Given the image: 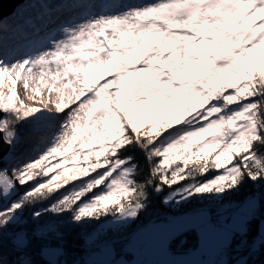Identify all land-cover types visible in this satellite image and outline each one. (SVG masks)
<instances>
[{
  "label": "snow or ice",
  "instance_id": "snow-or-ice-1",
  "mask_svg": "<svg viewBox=\"0 0 264 264\" xmlns=\"http://www.w3.org/2000/svg\"><path fill=\"white\" fill-rule=\"evenodd\" d=\"M41 4L37 18L46 31L29 21L35 31L23 37L33 53L0 46V264H9L6 230L11 264H60L66 250L47 240L55 233L62 241L55 226L21 224L40 201H50L46 212L70 213L74 223L118 229L147 208L150 190L172 189L164 203L179 205L264 181V0H154L119 11L125 0ZM39 112L64 118L59 135L21 162L17 125ZM185 123L190 130L161 142ZM130 148L147 155L143 181ZM77 181L83 187L60 194ZM261 199L253 193L241 208V235ZM207 218L202 210L183 223L195 227ZM105 237H89L101 253L89 264H121ZM261 245L264 234L252 249Z\"/></svg>",
  "mask_w": 264,
  "mask_h": 264
},
{
  "label": "trees",
  "instance_id": "trees-1",
  "mask_svg": "<svg viewBox=\"0 0 264 264\" xmlns=\"http://www.w3.org/2000/svg\"><path fill=\"white\" fill-rule=\"evenodd\" d=\"M41 7V0H22L15 7V11L13 10L12 14L4 16L0 20V46L14 49V54H24L31 48H35V46L31 47V44L23 37L32 38L35 31L30 26L29 21L34 23L36 28L42 30L41 35L46 31L43 28L42 22L37 18ZM73 7L84 10L90 8L88 5H74ZM85 14H87L86 11L81 13V15ZM75 16V14H72V18ZM238 106L234 105L232 107L234 109ZM56 125V116H52L47 112L36 113L17 125V132L20 138L18 153L23 157L21 162L37 158L48 148L54 146L55 138L59 135L60 130L59 126L57 125L56 127ZM188 130H190V125L187 123L182 124L162 137L161 142L168 143ZM127 154L133 157L132 163L138 167L137 178L143 181L148 174L146 153L139 148H130ZM52 162L55 163L56 161L53 160ZM56 171H59V169ZM49 175H52V173ZM200 179L203 180L205 178L201 177ZM71 183L73 182H70V185L66 189H60V194L68 195L77 188L83 187L81 181H77L75 184ZM24 191L25 189L23 188L18 189V195H22ZM171 192L172 189H165L161 193L150 190L147 208L134 220H128L118 229H114V227L107 228L103 231L106 233L105 238L114 241L115 244L123 245L125 242H128L133 232L143 225L151 223L168 224L181 216L202 210H207L211 221L219 222L221 217L226 213L233 211L253 193H258L262 197L261 203L255 215L247 221L246 235H241L239 232L233 230L228 243L223 248V255L230 264L236 263L239 258H244L243 264H264V245L259 246L255 250L252 249L253 241L258 238L259 221L264 219V181L257 183L247 180L239 185L238 190L233 189L223 194L210 193L192 196L185 201H181L179 205L174 200L170 201L169 204L164 203L165 197L170 195ZM55 198L52 197L50 200L54 202ZM49 202V200H44L30 206L28 210L24 211L21 224H25L28 228H32L33 225H37V227L45 225L55 226L58 232L62 234V241L57 239L55 233H50L47 240L53 246L62 244L66 250L65 255L61 257L65 264H89L86 262L87 257L98 247V245L93 244L89 237L100 233L99 231L105 223L102 221L74 223L71 220L70 213L57 215L46 212L45 209L49 206ZM0 210H3V205H0ZM33 211H40L42 216L38 219L33 218L31 216ZM109 229L114 230L109 231ZM9 234V230H6L4 236V256L7 258L9 264H11L15 258V254L11 251L8 242ZM198 244L199 236L197 228H192L183 235L172 238L169 240L168 245H165H167L168 254H183L198 250ZM38 246L39 244L36 245V247ZM126 254L129 255L128 252Z\"/></svg>",
  "mask_w": 264,
  "mask_h": 264
},
{
  "label": "rangeland",
  "instance_id": "rangeland-1",
  "mask_svg": "<svg viewBox=\"0 0 264 264\" xmlns=\"http://www.w3.org/2000/svg\"><path fill=\"white\" fill-rule=\"evenodd\" d=\"M21 2H19L18 4H20ZM143 2H154V0H139V1L125 0V5L119 6L115 10L117 11L122 10L124 6L139 7ZM18 4L14 6L11 5L8 8H6L7 12L5 15H3V17L10 13L12 14L15 11L14 9L15 7L18 6ZM77 18H78L77 16L73 17V19H77ZM34 49L35 48H31L26 53L19 55L22 56L31 55ZM21 93H22V89H21ZM56 118H57V125L60 128L61 124L64 121V118L61 116H56ZM246 200L240 203L233 211H231L230 213H226L223 217H221L219 222L211 221L208 218V220L205 223L196 227L199 236V244L197 249L202 258L203 264H230L227 262L226 257L223 255V248L228 243L232 231L233 230L237 231V227L241 216V208L243 207ZM153 224L151 223V224L143 225L142 227L138 228L135 232H133L128 242H125L123 245L116 244L117 251L121 252L120 253V256L122 258L121 264H159L160 260L165 255H168L167 252L168 243L167 245H165L164 243H159L157 245H149L144 241V237H142L143 232H145V230ZM109 227H114V226L110 223H105L99 232H103ZM258 232L259 234H264V219H261L259 221ZM95 235L96 234L92 236L93 239ZM126 252H128L129 255H127ZM100 258H101V253L95 250L87 257L86 262L89 263L90 260L100 259ZM243 262H244V258H239L237 262L233 264H243ZM60 264H65L63 258L61 257H60Z\"/></svg>",
  "mask_w": 264,
  "mask_h": 264
},
{
  "label": "water",
  "instance_id": "water-1",
  "mask_svg": "<svg viewBox=\"0 0 264 264\" xmlns=\"http://www.w3.org/2000/svg\"><path fill=\"white\" fill-rule=\"evenodd\" d=\"M9 1L10 0H0V10L2 8L6 9L9 7ZM22 0H15L12 5H16ZM3 16L0 17L2 19ZM4 152H8V147L4 146ZM200 211L192 212L187 215L181 216L177 218L174 221H181V223H168V224H161V223H155L151 226H149L145 232H143L142 237H144V241L149 245H157L159 243L167 244L169 240H171L174 237L181 236L187 231H189L192 228H196L197 226L205 223L208 218L209 214L207 213V219L203 222L196 221L195 227L186 228L184 226V221L186 218L190 217H196L197 213ZM159 264H202V258L199 254L198 250H193L187 253L183 254H168L165 255L159 262Z\"/></svg>",
  "mask_w": 264,
  "mask_h": 264
},
{
  "label": "bare ground",
  "instance_id": "bare-ground-1",
  "mask_svg": "<svg viewBox=\"0 0 264 264\" xmlns=\"http://www.w3.org/2000/svg\"><path fill=\"white\" fill-rule=\"evenodd\" d=\"M14 1H15V0H10V1H9V6H11L13 3H15ZM17 1H18V0H17ZM6 12H7L6 9L2 8V9L0 10V17L3 16V15H5Z\"/></svg>",
  "mask_w": 264,
  "mask_h": 264
}]
</instances>
